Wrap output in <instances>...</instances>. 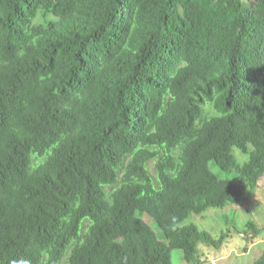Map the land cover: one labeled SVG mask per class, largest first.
Instances as JSON below:
<instances>
[{
	"label": "trees",
	"instance_id": "trees-1",
	"mask_svg": "<svg viewBox=\"0 0 264 264\" xmlns=\"http://www.w3.org/2000/svg\"><path fill=\"white\" fill-rule=\"evenodd\" d=\"M263 175L264 0H0V264H203L224 236L142 216Z\"/></svg>",
	"mask_w": 264,
	"mask_h": 264
},
{
	"label": "rangeland",
	"instance_id": "rangeland-1",
	"mask_svg": "<svg viewBox=\"0 0 264 264\" xmlns=\"http://www.w3.org/2000/svg\"><path fill=\"white\" fill-rule=\"evenodd\" d=\"M235 155L242 161L241 155L236 150ZM148 169L155 177L154 162L148 165ZM210 169L219 177L226 175L214 164ZM233 182L238 183V176L229 174ZM245 192H249V187ZM148 224L160 235V230L168 225L171 220L182 219L183 224L192 223L200 231L207 232L215 240H220L217 248L208 245H199V258L203 264H250L264 252V175L257 182V188L252 192L250 199L243 204L226 207L225 209L211 208L200 215L191 214L184 217V213L178 209L162 211L155 219H148ZM251 223L260 233L256 236L247 230V224ZM246 231V233H245ZM162 239V237H161ZM172 264H185L180 250H172Z\"/></svg>",
	"mask_w": 264,
	"mask_h": 264
},
{
	"label": "clouds",
	"instance_id": "clouds-1",
	"mask_svg": "<svg viewBox=\"0 0 264 264\" xmlns=\"http://www.w3.org/2000/svg\"><path fill=\"white\" fill-rule=\"evenodd\" d=\"M213 114H215V113H213ZM261 178H262V177H261ZM261 178H260V179H261ZM260 179H259V180H260ZM259 180H258V181H259ZM13 264H16V262H15V261H13Z\"/></svg>",
	"mask_w": 264,
	"mask_h": 264
}]
</instances>
